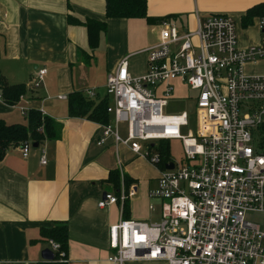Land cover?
<instances>
[{
    "label": "crops",
    "instance_id": "1",
    "mask_svg": "<svg viewBox=\"0 0 264 264\" xmlns=\"http://www.w3.org/2000/svg\"><path fill=\"white\" fill-rule=\"evenodd\" d=\"M254 7H263L264 17V0H146L149 21L106 20L103 0H0V74L8 85L22 84L26 88L16 105L0 101V120L7 125H26L29 111L34 110L57 123L60 132L58 140H44L37 148L28 141L32 147L25 159L19 147L10 148L0 163V264L46 263L41 253L49 250V245L41 239L40 229L56 222L67 225V264H111V226L121 220L149 225L160 222V205H153L148 193L155 188L161 169L116 145L111 137L98 145L100 124L69 118L67 98L77 92L95 104L107 99L99 92L105 91L108 75L125 57H129L130 74L142 76L147 59L142 52L157 43L162 22L180 32H193L197 20L227 15L236 25L238 48L257 46L261 17L243 22ZM68 17L79 22H106V32L96 49L89 46L86 28L69 24ZM141 55L144 72L136 75L129 60ZM43 69L46 75L42 84L37 89L30 87L35 73ZM244 72L263 74L264 62L246 65ZM153 146L151 150L156 153ZM42 156L45 165L40 164ZM135 158L151 167L154 175L144 180L128 175L127 165ZM170 159L168 164L176 163L171 155ZM111 171L122 172L123 177L133 180L130 186L135 195L127 199V219L117 205L104 209L97 206L104 194L103 186L115 195L112 186L103 183Z\"/></svg>",
    "mask_w": 264,
    "mask_h": 264
},
{
    "label": "built area",
    "instance_id": "2",
    "mask_svg": "<svg viewBox=\"0 0 264 264\" xmlns=\"http://www.w3.org/2000/svg\"><path fill=\"white\" fill-rule=\"evenodd\" d=\"M258 29L259 44L242 50L230 16L208 15L197 20L193 32L162 22L157 43L142 52L147 56L142 76L130 74L129 57L108 75L110 120L100 125L97 144L111 137L157 169L161 159L151 143L176 140L183 151L182 162L159 171L148 193L160 205V222L121 220L109 228L111 264H264V233L246 219L247 214L264 215V73L244 72L246 65L264 62V17ZM45 75L46 70H38L30 87L37 89ZM177 81L196 93L195 134H181L188 127L185 113H163ZM31 147L29 142L19 146L24 159ZM40 164H46L44 156ZM119 176L118 196L104 193L99 209L117 205L122 214L124 201L134 197L133 187L125 192L122 172ZM47 243L60 261L66 258L58 244Z\"/></svg>",
    "mask_w": 264,
    "mask_h": 264
},
{
    "label": "trees",
    "instance_id": "3",
    "mask_svg": "<svg viewBox=\"0 0 264 264\" xmlns=\"http://www.w3.org/2000/svg\"><path fill=\"white\" fill-rule=\"evenodd\" d=\"M105 3V19L106 20H133L144 19L148 20L146 12V0H103ZM263 7L252 8L246 13L243 22L246 24L255 16H261ZM263 14V13H262ZM69 24H76L86 28L88 35V43L92 50L96 49L102 35L106 32V22L96 20H86L79 22L71 17H68ZM25 85H8L0 74V95L1 101L8 105L14 106L19 101L20 97L25 94ZM68 116L69 118L86 119L89 122L106 125L108 124L109 116L106 113L108 100L104 99L98 104L85 99L80 93H72L67 98ZM41 130V132H39ZM264 130V127L263 129ZM60 138L59 126L52 119L42 116L40 112L31 110L27 115L26 125H7L0 120V163L5 158L7 151L10 148L19 147L23 142L32 141L40 145L44 140L56 141ZM168 141H158L157 146L153 149L160 156L159 168L164 170L165 166L170 162V153ZM151 149V145H150ZM105 184H110L115 191V195L119 194L120 176L116 171H111L107 179L103 181ZM124 189L128 190L133 180L123 177ZM126 192V191H125ZM129 212L128 201L123 203L122 216L127 219ZM40 237L46 241L52 240L59 245L60 250L66 254L68 245V230L66 223L56 222L49 228L40 229ZM42 264H67L66 258L59 260L58 255H54L52 262Z\"/></svg>",
    "mask_w": 264,
    "mask_h": 264
},
{
    "label": "rangeland",
    "instance_id": "4",
    "mask_svg": "<svg viewBox=\"0 0 264 264\" xmlns=\"http://www.w3.org/2000/svg\"><path fill=\"white\" fill-rule=\"evenodd\" d=\"M142 58H144L143 55L135 56L129 60L130 66L131 68L135 69L136 75H142L144 72ZM104 92L102 91L99 92L100 97L105 95ZM195 96L196 93L191 92L184 85H180L179 82L177 81L175 83L174 99L171 100L163 110L165 116H180L182 113H185L188 116V127L185 130H182L181 132L183 136H186L188 132L195 134L196 131L195 105L193 101ZM188 97L189 99L183 100L184 98H188ZM119 131H120V136L122 138H125L126 134L123 125L119 127ZM151 144H153L154 146L158 145V143L156 142H153ZM169 149L173 161H175L176 163H180L183 158L181 142L176 140L169 141ZM126 170L127 173H129L128 175H131L137 179L140 178V180L147 179L148 177H151V175H154V172L151 169V167L144 164L143 161L137 158L129 162ZM103 188H104L103 189L104 193L112 194V190L110 188L106 186H103ZM151 202L153 205L158 203L157 200H151ZM246 219L250 220L255 224H258L261 231L264 233V215L247 214Z\"/></svg>",
    "mask_w": 264,
    "mask_h": 264
},
{
    "label": "water",
    "instance_id": "5",
    "mask_svg": "<svg viewBox=\"0 0 264 264\" xmlns=\"http://www.w3.org/2000/svg\"><path fill=\"white\" fill-rule=\"evenodd\" d=\"M37 147H38L37 144H34L33 148H37ZM165 170H167V171L173 170V164L170 163V164L166 165ZM41 258L46 262H52L54 259V255L50 250L47 249L41 253Z\"/></svg>",
    "mask_w": 264,
    "mask_h": 264
}]
</instances>
